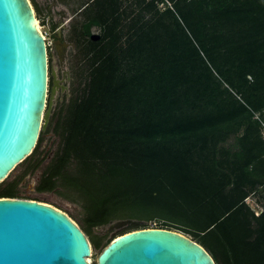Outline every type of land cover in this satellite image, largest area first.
Masks as SVG:
<instances>
[{"label":"trees","instance_id":"1","mask_svg":"<svg viewBox=\"0 0 264 264\" xmlns=\"http://www.w3.org/2000/svg\"><path fill=\"white\" fill-rule=\"evenodd\" d=\"M82 16L81 86L36 189L74 190L93 246L96 226L158 219L217 264H264V0H91ZM43 131L0 197L42 200L6 185L40 166Z\"/></svg>","mask_w":264,"mask_h":264},{"label":"water","instance_id":"2","mask_svg":"<svg viewBox=\"0 0 264 264\" xmlns=\"http://www.w3.org/2000/svg\"><path fill=\"white\" fill-rule=\"evenodd\" d=\"M35 18L31 0H0V182L34 151L56 91L49 89L48 44ZM92 249L65 210L35 198L0 197V264H217L203 244L163 226L114 236L95 263L88 260Z\"/></svg>","mask_w":264,"mask_h":264},{"label":"rangeland","instance_id":"3","mask_svg":"<svg viewBox=\"0 0 264 264\" xmlns=\"http://www.w3.org/2000/svg\"><path fill=\"white\" fill-rule=\"evenodd\" d=\"M35 10L37 17L40 20V25L47 36L48 40H52V28L51 22H57L60 18L66 17L67 14L69 17L73 16L74 19L71 23L75 22L78 24L82 20L81 13L75 14V11L78 7L82 6L86 0H31ZM38 7H37V5ZM164 6L163 3L160 4ZM68 17V18H69ZM65 20V19H64ZM69 23V22H68ZM67 23V24H68ZM95 31L97 29H94ZM67 34H70L69 30H67ZM49 53V66L50 68H54L58 77L62 75V73L69 72L70 79H65L62 84L65 85L64 88L60 89L58 86L56 87V91L53 97L50 118L47 124L46 129L43 131V141L40 147L39 156L43 157V160L38 168H36L33 172L26 176H22L20 179V183L18 186L17 181H8L6 188H18L21 193L29 196H39L42 200L46 202H50L55 206L65 210L69 215H71L81 226V222H83L82 217L84 215V208L82 200L79 199L78 195L74 190H65L63 187H59L60 190L53 191H44L40 192L36 189L38 180L45 166L50 162L53 157L55 151L61 142L60 134L55 130V121L57 120V114L60 111L65 109L68 104L70 98L76 93V90L80 88V79L82 78L78 71L80 70L81 60H78L77 57V47L75 49H70V65L65 64L64 66L60 65L58 61V55L54 48L51 45L48 46ZM51 71V70H50ZM50 74V78H51ZM52 85L49 84V89L51 90ZM49 90V96H50ZM49 98V97H48ZM25 168L24 163H20L8 176V178L12 179L21 175ZM7 178V179H8ZM6 179V180H7ZM4 181L0 182L3 184ZM247 200L250 202L251 206L257 211H260L262 208V200L263 196L261 194L255 193L250 195ZM259 206V207H258ZM129 220V219H127ZM118 220H114L110 223L96 226L94 228L95 232L101 235V246H93V253L91 256L92 262L95 263L98 260L100 253L102 252L105 244L111 240L114 236L122 233L124 230L128 228H134L142 225L145 222V219L132 218L129 222L125 224H121L119 226L114 225ZM150 226H164L168 228L178 229L184 233L190 235L193 239V234L186 232L182 229L176 228L169 224L163 223L162 220L153 219L149 221ZM90 238V236L88 235Z\"/></svg>","mask_w":264,"mask_h":264},{"label":"flooded vegetation","instance_id":"4","mask_svg":"<svg viewBox=\"0 0 264 264\" xmlns=\"http://www.w3.org/2000/svg\"><path fill=\"white\" fill-rule=\"evenodd\" d=\"M91 2V0H86L85 3L78 7L75 11V14L81 13L82 10ZM66 17L60 18L57 22H51V28H52V40H50V43H52V46H54L57 55H58V61L60 65L64 66L65 64L70 65V49H75L77 47V40H78V31L74 30L75 22L71 23L74 19L73 16L69 17L67 14H65ZM69 17V18H68ZM65 19V20H64ZM69 22V23H68ZM68 23V24H67ZM94 29H97L96 31ZM67 30H69L70 34H67ZM93 34L100 35V28L98 26L92 27V32L90 34V38L93 40H98L99 38H93ZM52 70V86H58V88L62 89L65 87V85L62 84V82L65 79H70V73L69 72H63L60 77L57 76L54 68ZM30 173L27 172L24 176L28 175Z\"/></svg>","mask_w":264,"mask_h":264},{"label":"bare ground","instance_id":"5","mask_svg":"<svg viewBox=\"0 0 264 264\" xmlns=\"http://www.w3.org/2000/svg\"><path fill=\"white\" fill-rule=\"evenodd\" d=\"M32 2V1H31ZM33 4V3H32ZM33 7H34V5H33ZM34 9H35V7H34ZM35 14H36V10H35ZM35 20H36V23H37V26H38V29L44 34V36H45V33L43 32V30H42V28H41V25H40V20H39V18L37 17V14H36V18H35ZM46 38V37H45ZM92 253H93V249H92ZM91 256H92V254L90 255V256H88V260L90 261V262H92V259H91Z\"/></svg>","mask_w":264,"mask_h":264},{"label":"built area","instance_id":"6","mask_svg":"<svg viewBox=\"0 0 264 264\" xmlns=\"http://www.w3.org/2000/svg\"><path fill=\"white\" fill-rule=\"evenodd\" d=\"M45 37H46L45 39H46V41H47L48 46L51 45V43H50V41L48 40V38H47L46 35H45ZM263 134H264V129H263ZM259 212H260V211H257V213H259Z\"/></svg>","mask_w":264,"mask_h":264}]
</instances>
